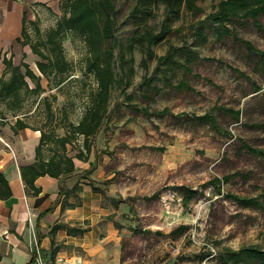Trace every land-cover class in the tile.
I'll use <instances>...</instances> for the list:
<instances>
[{
  "label": "rangeland",
  "instance_id": "rangeland-1",
  "mask_svg": "<svg viewBox=\"0 0 264 264\" xmlns=\"http://www.w3.org/2000/svg\"><path fill=\"white\" fill-rule=\"evenodd\" d=\"M66 1L26 5L25 27L34 41L37 28L45 38L56 26ZM219 1L198 0L201 13L183 11L149 57L129 44L134 1L118 0L116 36L121 46L116 50V72L129 84L112 89L107 117L92 140L95 168L90 177L105 213L101 217L119 229V264H238L225 262L223 248L264 249V211L226 197L264 195V158L244 147L246 143L264 150V70L260 55L243 42L219 37L211 22L200 24ZM163 14L161 8L148 22L155 32ZM262 21V28L252 22L230 27L264 49ZM62 45L72 65L63 76L42 75L39 58L28 45L14 54L15 64L29 63L41 77L43 90L27 98L20 115L41 134L63 135L68 122L78 123L97 85L85 68L84 37L69 31ZM168 53L170 59L159 63ZM121 55L128 61L124 69L119 68ZM150 79L151 86L145 85ZM154 86L161 91L146 99L144 94L152 95ZM234 111L240 112L238 119ZM205 114L217 119L218 128L200 118ZM82 143V137L74 140L68 154L74 156ZM52 147H44L45 157ZM183 225L187 228H179ZM208 251L211 254L202 259Z\"/></svg>",
  "mask_w": 264,
  "mask_h": 264
},
{
  "label": "trees",
  "instance_id": "trees-1",
  "mask_svg": "<svg viewBox=\"0 0 264 264\" xmlns=\"http://www.w3.org/2000/svg\"><path fill=\"white\" fill-rule=\"evenodd\" d=\"M132 1L134 3L129 11L132 25L129 44L131 48H140L149 57L154 55L153 46L164 41L167 35L172 32V22L179 19L183 11L201 13L203 10L197 4L198 0ZM161 8L164 11V18L160 30L155 32L148 22L157 16V12ZM118 9V0H67L64 14L57 21L56 26L48 31L45 38L37 28L38 39L35 41L27 33L25 27L26 19L24 21L23 40H21V43L29 45L32 53L39 58L36 64L42 75L47 77L51 75L63 76L71 72L72 65L65 56L62 40L67 32L76 31L84 37L86 42V71L94 74L97 83L96 88L88 94L89 102L79 122H68V125L64 127L65 133L63 135L43 131L39 144L35 149L36 161L31 165L21 167L23 181L27 191L31 194H39L41 190L36 186L35 182L38 177L45 175L55 178L62 177L63 183L74 176H79L87 179L88 184L93 186L90 174L95 168V163H91L89 169L77 174L75 159L89 161L92 152V140L99 133L109 111L112 89L116 86L121 88L129 84V81H125V78L118 77L116 72V50L120 49L121 46L116 36ZM262 18H264V0H220L215 10L200 21V24L211 22L217 26L216 30L219 37L233 36L243 42L251 53L255 52L260 55L264 70V49H258L252 42L240 38L236 29L230 27L236 22H241L244 26L252 22L262 28ZM168 59H170L169 53L166 56L159 57L158 62ZM127 62L124 55H121L119 68L124 69ZM142 62L146 64V57L142 59ZM3 65L4 69L0 75V118L17 117L15 129L29 127L20 115L23 114L22 111L27 98L43 90L41 77L26 62L17 65L12 59L4 58ZM130 70L131 72L134 71L132 67ZM157 70L158 68L155 69V71ZM28 79L35 83L34 87L30 86ZM144 84L151 86V79ZM160 91L159 87L154 86L153 94H144V97L152 99ZM133 108L138 109V106L134 105ZM234 115L238 119L240 112L234 111ZM200 118L208 119L215 128L219 126L214 116L205 114ZM80 137L83 138L80 149L74 156L69 155L68 145L73 144L74 140H78ZM47 144H53L55 147L51 148L52 154L45 157L44 147ZM244 147L264 158L263 149H256L246 143H244ZM228 178H217L216 181L219 183ZM75 188L79 189L78 186ZM92 188L96 190L94 186ZM60 189L61 193L66 191L64 185ZM11 195L10 184L3 173L0 172V197L9 198ZM226 197L236 199L243 206L255 207L264 211V195L262 199L259 197H241L229 193ZM116 203H119V201H116ZM61 226L65 225L56 224L51 233L54 234ZM117 226L120 227L121 225ZM66 227L70 233L76 234H83L88 230L68 225ZM179 228L186 229L187 226L183 225ZM52 244H55L54 239ZM210 254L211 251L204 253L202 259ZM222 255L226 263L227 260L231 259L238 264L247 263L248 261L264 264V249L257 246L241 249L225 247ZM1 260L2 255L0 254ZM29 264H33V260Z\"/></svg>",
  "mask_w": 264,
  "mask_h": 264
},
{
  "label": "crops",
  "instance_id": "crops-1",
  "mask_svg": "<svg viewBox=\"0 0 264 264\" xmlns=\"http://www.w3.org/2000/svg\"><path fill=\"white\" fill-rule=\"evenodd\" d=\"M44 1L0 0V75L3 59L14 62V54L25 46L21 40L26 5ZM13 119L0 118V172L12 191L9 198L0 197V264H29L32 260L34 264L36 246L47 264H53L57 257L71 261L80 258L78 264H119V229L101 217L105 213L87 179L74 176L63 183L62 177L45 175L35 182L41 190L39 194L27 191L21 167L36 161L35 149L41 132L30 127L15 129L17 117ZM94 158L95 153L91 152L89 161L75 159L76 173L89 169L95 163ZM63 185L66 191L61 193ZM59 223L65 226L52 234ZM66 225L88 230L83 234L70 233Z\"/></svg>",
  "mask_w": 264,
  "mask_h": 264
},
{
  "label": "built area",
  "instance_id": "built-area-1",
  "mask_svg": "<svg viewBox=\"0 0 264 264\" xmlns=\"http://www.w3.org/2000/svg\"><path fill=\"white\" fill-rule=\"evenodd\" d=\"M33 252L35 253L34 254L35 255L34 264H47L44 259L43 253L39 247L36 246L35 248H33ZM80 262H81L80 258H77L74 261H71V260L65 259L64 257H57L53 264H78Z\"/></svg>",
  "mask_w": 264,
  "mask_h": 264
}]
</instances>
